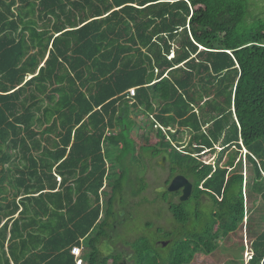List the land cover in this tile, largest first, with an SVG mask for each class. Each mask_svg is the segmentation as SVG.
I'll list each match as a JSON object with an SVG mask.
<instances>
[{
  "label": "trees",
  "instance_id": "obj_1",
  "mask_svg": "<svg viewBox=\"0 0 264 264\" xmlns=\"http://www.w3.org/2000/svg\"><path fill=\"white\" fill-rule=\"evenodd\" d=\"M253 1L0 0V264H77L83 244V264H119L99 245L130 168L163 158L165 187L182 175L193 194H162L178 228L165 249L136 240L133 263L264 264Z\"/></svg>",
  "mask_w": 264,
  "mask_h": 264
},
{
  "label": "rangeland",
  "instance_id": "obj_2",
  "mask_svg": "<svg viewBox=\"0 0 264 264\" xmlns=\"http://www.w3.org/2000/svg\"><path fill=\"white\" fill-rule=\"evenodd\" d=\"M251 11V21L253 19L264 20V0H254ZM160 162L161 161L158 160L157 162L149 165L148 170L145 172L146 175L141 173L139 168L136 169L135 165H132L130 168V175L133 181L126 182V191L123 197H121L122 200L119 202L123 207L122 209L120 208L119 211L128 215L127 219L125 220L126 223L118 225L117 228L111 230L110 233L112 243L116 245L115 247L118 252L123 250L122 246L128 247V250L130 251L132 249L135 251L132 244L142 237L147 238L149 245L158 250L159 248L156 243L158 241L167 239L166 234L178 228L172 215L168 211V203L163 201V193L159 192L160 189L165 187V182L170 177V172L167 168V165L165 164V166H161ZM138 178L142 180L137 184L138 181L135 179ZM133 186L136 187L131 189ZM142 186H144V188L146 187L145 191L139 196L135 197L134 192L138 191ZM179 199L180 198H175L174 202H177ZM115 219L117 221L122 220V218L119 216ZM163 251V256H168L170 253L167 250ZM222 251L232 254L237 258H239L241 255L240 250L234 246L228 250ZM246 252L245 259L248 256ZM223 254L224 253L216 255L212 259V262L207 259H197L193 264H224L226 259Z\"/></svg>",
  "mask_w": 264,
  "mask_h": 264
},
{
  "label": "flooded vegetation",
  "instance_id": "obj_3",
  "mask_svg": "<svg viewBox=\"0 0 264 264\" xmlns=\"http://www.w3.org/2000/svg\"><path fill=\"white\" fill-rule=\"evenodd\" d=\"M169 186V185H168ZM167 186V187H168ZM179 194V198L181 197L182 195V192H178ZM127 213V212H126ZM127 216L126 214H124L123 212H120L119 214V217L122 218V220L120 221H117L116 224H113V227L116 229L118 225L122 224V223H126L125 220L127 219ZM159 230V229H157ZM165 242H169V245L171 244L172 240L170 238H167L165 240H161V241H158L156 243V245L159 247V248H167V247H163V243ZM116 245H114L112 243V240H104L100 245H99V249L101 250V252L105 255V257H109L111 256L113 253H116L118 252L116 247ZM123 250L120 252L122 257H121V260L119 261V264H123L124 261L126 260L127 263L126 264H134L133 263V258H134V253H133V249L130 251L128 250L129 248L126 247V246H122Z\"/></svg>",
  "mask_w": 264,
  "mask_h": 264
},
{
  "label": "water",
  "instance_id": "obj_4",
  "mask_svg": "<svg viewBox=\"0 0 264 264\" xmlns=\"http://www.w3.org/2000/svg\"><path fill=\"white\" fill-rule=\"evenodd\" d=\"M166 164V158H163L160 162L161 166H165ZM194 186L193 184L184 176L178 175L176 176L168 187H164L160 189L159 192L161 193H178L182 192V195L179 199L181 203L188 202L193 194ZM169 245V242L163 243V247H167ZM127 261L125 260L123 264H126Z\"/></svg>",
  "mask_w": 264,
  "mask_h": 264
},
{
  "label": "built area",
  "instance_id": "obj_5",
  "mask_svg": "<svg viewBox=\"0 0 264 264\" xmlns=\"http://www.w3.org/2000/svg\"><path fill=\"white\" fill-rule=\"evenodd\" d=\"M130 96L131 97H134L135 96V90L134 89L133 90H130ZM83 247L84 246L81 245V246H76V247H74L72 249V255L77 258V264H83L82 261L80 260V256L82 254Z\"/></svg>",
  "mask_w": 264,
  "mask_h": 264
},
{
  "label": "crops",
  "instance_id": "obj_6",
  "mask_svg": "<svg viewBox=\"0 0 264 264\" xmlns=\"http://www.w3.org/2000/svg\"><path fill=\"white\" fill-rule=\"evenodd\" d=\"M37 197L38 196H36L33 201H35L37 199ZM17 201H23V200L21 198H19ZM46 201H61V198L55 195V196H52L51 199H47Z\"/></svg>",
  "mask_w": 264,
  "mask_h": 264
}]
</instances>
